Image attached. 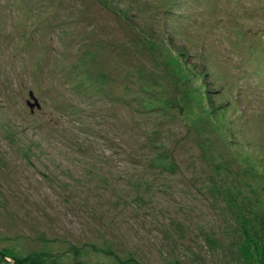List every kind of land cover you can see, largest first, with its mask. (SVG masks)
Masks as SVG:
<instances>
[{"label": "rangeland", "instance_id": "rangeland-1", "mask_svg": "<svg viewBox=\"0 0 264 264\" xmlns=\"http://www.w3.org/2000/svg\"><path fill=\"white\" fill-rule=\"evenodd\" d=\"M0 264H264V0H0Z\"/></svg>", "mask_w": 264, "mask_h": 264}, {"label": "water", "instance_id": "water-1", "mask_svg": "<svg viewBox=\"0 0 264 264\" xmlns=\"http://www.w3.org/2000/svg\"><path fill=\"white\" fill-rule=\"evenodd\" d=\"M30 96H31V97L34 96L33 92H30ZM33 99H34V103H31V102L28 101V104L30 105V107L33 108L35 105H36L37 107H39V103H38V101H37V98L33 97Z\"/></svg>", "mask_w": 264, "mask_h": 264}]
</instances>
